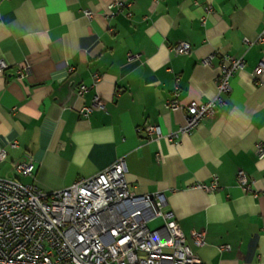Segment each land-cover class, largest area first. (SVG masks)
Returning a JSON list of instances; mask_svg holds the SVG:
<instances>
[{"label":"crops","instance_id":"1","mask_svg":"<svg viewBox=\"0 0 264 264\" xmlns=\"http://www.w3.org/2000/svg\"><path fill=\"white\" fill-rule=\"evenodd\" d=\"M258 36L264 0H0V60L8 65L0 72V176H17L14 165L32 157L33 176L17 178L48 192L124 157L129 187L165 194L204 264H264V156L256 151L264 148V86L252 77L264 56ZM181 40L188 53L171 49ZM224 54L243 57L244 66L230 91L216 95ZM82 84L88 89L78 95ZM96 95L104 108L84 114ZM212 98L213 117L191 134L168 141L146 131L158 125L166 134L184 123L168 100ZM239 170L252 191L238 182ZM214 176L218 188L205 191ZM193 230L204 232L203 244Z\"/></svg>","mask_w":264,"mask_h":264},{"label":"built area","instance_id":"2","mask_svg":"<svg viewBox=\"0 0 264 264\" xmlns=\"http://www.w3.org/2000/svg\"><path fill=\"white\" fill-rule=\"evenodd\" d=\"M115 3L123 4L117 1L111 5ZM84 14L91 17L92 12L85 10ZM256 40L262 42L264 36ZM243 41L248 45L254 42L247 37ZM171 49L178 54L188 53L190 44L181 40ZM212 57L213 54L208 55L203 62L210 63ZM7 66L0 60V72ZM243 66V57L222 55L220 73L215 79L216 95L230 91L231 77ZM22 69L19 78L29 65ZM252 77L256 85L264 86V56L254 67ZM100 78L93 75L94 83ZM87 89L82 84L77 94L82 95ZM214 106L215 98L187 104L170 99L166 107L182 109L184 123L166 134L158 125H150L146 131L168 141L189 135L201 120L213 117ZM96 108H104L98 95L82 112L88 114ZM142 130L137 128L138 132ZM256 151L264 156L260 145H256ZM5 155L6 151L0 149V162ZM33 167L29 157L14 165L17 176H0V264H204L186 243L173 212L165 208V194L137 193L129 187L124 157H117L90 177L48 192L41 190L35 180L21 182L17 178L32 177ZM237 178L244 189L253 190L243 171L237 172ZM201 187L207 192L217 189L216 177ZM155 220L158 223L150 227L149 222ZM191 237L199 244L204 242L203 231L193 230ZM222 249H229V245Z\"/></svg>","mask_w":264,"mask_h":264},{"label":"rangeland","instance_id":"3","mask_svg":"<svg viewBox=\"0 0 264 264\" xmlns=\"http://www.w3.org/2000/svg\"><path fill=\"white\" fill-rule=\"evenodd\" d=\"M157 223H158L157 220H155V221H150V222H149V226H150V227H154Z\"/></svg>","mask_w":264,"mask_h":264}]
</instances>
